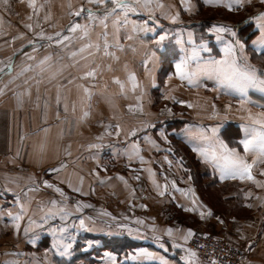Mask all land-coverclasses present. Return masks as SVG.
<instances>
[{"label": "crops", "instance_id": "crops-1", "mask_svg": "<svg viewBox=\"0 0 264 264\" xmlns=\"http://www.w3.org/2000/svg\"><path fill=\"white\" fill-rule=\"evenodd\" d=\"M174 1V10L171 7L165 8V24L152 26L144 24V21L140 19L133 28L124 25L122 27L121 25L116 26V33L120 34L123 33L124 29H127V32H134V28H138V33L141 34L139 35L140 38L144 33L147 35L146 38L150 33L157 32L160 34L158 35L160 43H156L157 38L153 36V39H148L146 45L139 43L141 49L135 47L132 42L131 46L128 39L118 40L110 46V49L114 51L113 56L118 62L120 59L119 49L123 51L125 56H132L135 59V56L143 48L146 50L147 46L151 51L148 54L150 60L152 59L150 64L145 58L146 62L140 63L137 69L133 68L132 70L127 67L129 68L127 71L130 73L125 82L122 79L114 78L111 86H100L101 89H96L94 92L89 91L90 96H94L98 103L100 101L103 103V96H110L111 105L116 107L119 105V99L117 98L119 96H126L130 102H132V99L129 97L142 96L140 98L144 103L141 104V108L128 105L126 110L130 107L128 108L130 112H141L142 110L152 115L147 118L149 125L144 126L147 137H136L133 140L131 138L128 141L127 161L123 160L126 164L120 169L123 171L114 168V162L118 160L117 153L112 154L113 158L106 159L97 155L94 159L89 158V162L94 167V174L92 175L83 168H81L83 172H81V169H70L69 165H63L60 170L54 171V162L62 154L55 152L53 145L56 142L51 136L46 140L45 151L39 149L37 139L31 137L30 140H32L29 143L30 147L26 153L27 155H23L24 149H21L18 154L15 151V154H10L9 158L5 159L2 168L13 167V169H18L19 163L23 168V160L29 162L26 167L34 170V172L36 171L35 174L30 176L34 177V184L38 190L36 192L41 191V194L44 193L42 192L43 185H50L49 188L60 194L62 192L68 193L80 200H85L84 193L92 190L97 192L110 185L112 199L113 194L118 195L117 199L125 200L126 205L123 207L129 211L136 207L135 201L142 198V201H139L137 212L131 214L127 211L125 220L110 224L114 229L115 227L117 229L120 223H133L134 226L142 229V231H139L143 237L142 240H132L127 236L128 239L138 243V246L127 249L130 256L128 263L182 264L183 262V264H193L183 253L181 246L173 244L174 239L178 238L182 241L184 235L182 230L187 227L185 228L182 222L176 221L171 223V228L167 230L165 227L170 224L164 222L161 224L160 217L155 214L157 209H167L168 206L169 208L181 210L182 205H184L191 208L185 210V213H188L192 220L189 223L192 230H187L188 233L185 236L187 239L190 237L189 232L194 231L193 227L208 233H219L229 243L243 251L244 256L239 264H264V204L262 199L256 201L255 198L256 195L259 196L264 191V184L261 182V179L264 178V158H260L257 153H246L240 143L244 139L242 125L250 123L249 115L256 117L258 114L264 113V93L249 90L247 102L242 104L241 97L238 94L219 87L215 79L200 74L196 77L194 83H189L187 79H180L176 75L175 69V64L181 58L191 57L188 60L189 70L192 72L198 71V68L207 62L224 59L223 49L225 45L234 44L236 40H239L244 48L242 53L237 48V55L246 57V62L254 66L258 70V74H264V51L258 52L256 46L252 43L260 35L257 20L247 19L249 16L256 18L259 13L254 11L248 15L246 8L248 0ZM254 1L258 3L261 0ZM99 8L105 9L104 6ZM100 9H94V12ZM118 12L119 15L117 16L123 18L122 12L119 10ZM231 15L240 18L233 20L225 18ZM173 17H176L175 22H173ZM213 26L230 28L236 35L233 37L228 32L216 33L210 31ZM154 27L156 28L154 29ZM249 33L252 36L246 41ZM218 36L221 38L218 39ZM161 37H164V39L160 40ZM86 49H92V47ZM110 64L115 65L112 61H110ZM119 65L122 67L123 65L133 66L128 58H126V63H120ZM135 71L140 73L137 75V80ZM103 89L106 90L105 94ZM6 101V103L4 102V108H0V136L4 139L2 143L6 145L7 150L8 145L10 149H14L15 146L23 144L22 132L25 127L28 128L29 119L33 121L34 115L30 114V116L25 115L24 117L21 115L20 118L19 116L12 117L14 112L12 109H8L9 102L14 101L17 104V101ZM17 106L20 107V104H17ZM162 112L164 114L169 112L172 116H160ZM3 124L6 127L1 129ZM212 129H216V132L213 133ZM1 130H6L3 135ZM158 131H163L166 138L167 135L170 136L168 138L175 145L184 146L189 151V156L180 154L176 150L173 151V154L154 149L141 153V150L137 152L133 148L136 143H149L151 136L155 143H160V137L156 135ZM18 134L19 136H17ZM221 143L229 151L235 150L236 154L247 163L253 164V161H255L250 170L252 179H248L247 176L232 178L228 175H225L223 179L221 178L222 172L215 167V161L212 160L213 153L216 156L226 154L220 147ZM49 145L51 147H48ZM188 157L192 158L189 159ZM7 160L14 164L8 165ZM56 167L59 168L60 165ZM127 168L129 170H126ZM5 177V184L0 181L8 194H16L21 191L23 193V190L27 187L26 184L22 189L17 187L22 186V177H25L21 174L8 176L5 174ZM203 178L210 180L207 183L208 188L220 190V193L215 196L217 203L212 202V194H209L206 198L202 193L200 194L198 182ZM259 178L260 180H258ZM29 186L34 188L33 184ZM225 187L229 190L225 191ZM139 191L142 194L135 198L136 194H140ZM24 193L17 196L18 200L21 199ZM247 193H249V197L242 200L241 195ZM251 195L253 198L250 197ZM26 198L38 204L46 197L45 195H30V198ZM95 206L102 208V206L99 207L96 204ZM225 207L226 209H235L236 215L229 216L228 213L220 214L218 212L219 208ZM139 210H142V216ZM143 212L147 213L144 215ZM114 213L112 212V216L117 214ZM180 213L183 214V211H180ZM100 217L102 218V215ZM128 217L135 219H131L129 220L131 222H129ZM164 219L166 220L165 217ZM133 220L138 221L134 223ZM101 222L108 223L103 219H101ZM30 225H34V220L30 222ZM98 236L94 235L96 253L98 252L95 264L126 263L123 260L125 255L123 249L119 252H112L108 249L97 250L99 245L104 244L101 238L103 236L100 238ZM119 237L122 236H111V238ZM57 238L49 234H39L36 228H34V232L1 234L0 264H69L76 252L69 249L70 255L61 256L59 253L63 251V245L51 243ZM12 240L21 243L15 245L6 243ZM59 240L65 241L64 238ZM22 241H24V244H22ZM31 241H35L34 245L28 244ZM104 254L105 256L102 258ZM94 255L95 250L90 253V256ZM179 256L181 259L178 258ZM75 264L85 263L83 260L78 259L75 260Z\"/></svg>", "mask_w": 264, "mask_h": 264}, {"label": "rangeland", "instance_id": "rangeland-1", "mask_svg": "<svg viewBox=\"0 0 264 264\" xmlns=\"http://www.w3.org/2000/svg\"><path fill=\"white\" fill-rule=\"evenodd\" d=\"M126 2H131V0H126ZM30 3L33 4L32 7L29 6ZM103 6L105 9L99 8ZM112 7L114 5L111 3H89L88 0H0V108H4V104L8 102L6 100H16L20 107L14 101L9 102L8 109H12L14 112L12 117L19 116L20 118L21 115L23 117L25 115L30 116V114L34 115L33 121L29 119L28 128L25 127L22 132L24 139L22 145L15 146L14 149H10L8 145L6 150V145L2 143L4 139L0 136V180L5 184V174L7 176L21 174L25 177H22V186L17 187L22 189L25 184L27 185L26 191L23 190V193L25 191L24 195L18 200L17 196L22 195V191L16 194H8L0 181V235L34 232V228H36L39 234L60 237L51 243L63 246L68 243L71 245L69 249L75 250L74 247L76 246L79 253L94 252L96 248L94 235L104 236L107 239H110L112 235H125L126 238L129 237L132 240H142L143 238L139 233L142 229L134 226L133 223H120L117 229L110 225L111 223H117L119 220L120 222L125 220L127 211L131 214L137 212L139 201H142V198L135 201L136 207L129 211L123 207L126 205L125 200L117 199L118 195L113 194L112 199L110 185L97 192L92 190L84 193L85 200H80L68 193L62 192L60 194L46 185H43L44 189H42V192L46 194H41V191L36 192L38 190L34 184V177L30 176L35 174L36 171L34 172V170L26 167L29 162L23 160V168L21 163H19L18 169H13V167L2 168L5 159H8L10 154H15V151L18 154L21 149H24L23 155H27L26 153L30 147L29 143L32 140H30L31 137L33 139L35 137L38 141V148L45 151L46 140L51 136L56 142L53 145L55 152L62 154L54 162V171L60 170L63 165H69L70 169L80 170L83 168L92 175L94 174V167L89 162V158L94 159L96 155L106 159L113 158L112 154L114 153H117L118 157L116 162L113 160L115 163L114 168L120 170L126 164L123 160L127 161L128 141L131 138L133 140L136 137H147L144 126L149 125L147 118L150 114L142 110L141 112H130L128 110L130 107L126 110L128 105L141 108V104L144 103L140 98L142 96L129 97L132 102L128 101L126 96H119L117 97L119 105L116 107L111 105L110 96H103V103L101 101L98 103L94 96L89 97L85 94V89L88 92L90 90L94 92L96 89H101L100 86H111L114 78L122 79L125 82L130 73L127 71L129 68L132 70L133 68L137 69L140 63L146 62L145 58L150 64L152 59L150 60L148 54L151 51L147 46L146 50L143 48L135 56V59L132 56H125L123 51L119 49V62L113 56L114 51L110 49V46L118 40L128 39L131 46L133 43L135 47L141 49L139 43L146 45L148 39H153V36L157 38L155 40L157 43L160 34L157 32L150 33L146 38L147 35L144 33L140 38L139 35L141 34L138 33V28H134V32H127V29H124L123 33L120 34L116 33V26L121 25L122 27L124 25L133 28L140 19L144 21V24L162 25L166 21L165 8L171 7L174 10L175 1L150 0L148 7L136 5L135 11L126 13V20L122 11L123 18L118 17L116 14L109 15V10ZM81 8L85 11L81 12L79 16L74 15ZM246 8L248 15L254 11L259 14L264 13V3H261V1L257 3L254 0H248ZM94 9L100 10L94 12ZM89 10L93 14V19L89 18ZM106 15L108 16L105 22L107 27L100 23ZM225 18L233 20L240 17L231 15ZM247 19L254 20L255 18L249 16ZM116 20L120 22L114 24ZM73 23L84 26L87 29V36L81 39L80 37L84 33L80 29L75 33L69 32L68 27ZM56 33H60V36H57ZM65 36L70 37V39L64 40ZM47 37H52V39L49 40ZM58 41H62V43ZM105 43L108 45L107 48L104 47ZM86 44H91L92 49H85L81 53L80 49ZM96 45H99V47L97 48ZM73 53H76V55L73 56ZM126 58L133 66L123 65L122 67L119 65L120 63H126ZM42 61L43 63H41ZM110 61L115 65L110 64ZM88 72H93L94 75L87 76L86 73ZM135 74L137 80V75L140 73L135 71ZM105 91L103 89L104 94ZM166 108L168 109V107ZM160 116L169 117L172 115L169 112L167 114L162 112ZM5 127L6 125L3 124L1 129ZM117 127L119 128V135H117ZM1 131L3 135L6 130ZM132 132H135V135H131ZM156 135L160 137V143H155L151 136L150 142L147 144L136 143V151L141 150V153H144L154 149L173 154V151L176 150L180 154L189 156V151L184 146L175 145L168 138L170 137L168 135L167 141L166 134H163V131H158ZM92 145H96V147H92ZM48 147H51V145ZM188 158L191 159L192 157ZM7 163L8 165L14 164L8 160ZM57 165H60V167L57 168ZM126 170H129V168ZM81 172H83L82 169ZM209 182L210 180L207 178L200 179L198 182L200 194L202 193L204 198L212 194V202L217 203L215 196L220 193V190L208 188L207 183ZM261 182L264 184V178L261 179ZM32 184L34 188L29 186ZM224 189L225 191L229 190L227 187ZM138 193L140 194H136L135 198L142 194L141 191ZM248 194L241 195L242 200L248 198ZM30 195H45L46 198L37 204L26 198H30ZM23 197L24 199H22ZM250 197L253 198L252 195ZM255 198L256 201L262 199L264 204V191L259 196L256 195ZM95 204L99 207L102 206V208L96 207ZM182 206L181 210L167 206V209L155 210V214L160 217L161 224H163L162 222L170 224L166 225L165 229L167 230L171 228V223L176 221L182 222L183 226L187 227L182 230L184 233L182 241L177 238L174 239L173 244L181 246L183 253L193 264H200L197 263L194 253L186 245L188 239L185 236L188 233L187 230H192V226L189 224L192 220L189 214L185 213V210L191 208ZM180 211H183V214ZM112 212L118 215L114 213L115 215L112 216ZM139 212L142 216V210H139ZM218 212L220 214L228 213L229 216L236 215L233 208H219ZM146 213L143 212L144 215ZM17 215L21 217L19 221L13 219ZM100 215H102V218ZM101 219L108 223H102ZM131 219L135 218L130 217L128 221ZM32 220H34V225H30ZM81 220L84 221L83 228L80 227ZM136 221L138 220L132 222L135 223ZM16 224H19L18 228ZM197 229L199 228L194 229L193 227V230ZM211 234L222 236L219 233L211 232ZM222 237L224 238V236ZM62 238L65 241L59 240ZM6 243L15 245L21 242L12 240ZM34 243L35 241L28 242L32 245ZM22 244H24V241H22ZM123 244L127 245L126 242H123ZM131 248L133 247L129 249ZM127 249H123L125 254L123 260L125 262H129L128 258L130 257ZM104 256L105 254L102 258ZM96 257V253L94 256L89 255L85 259L87 261L85 264H95ZM178 258L181 259L180 256ZM178 258L176 257V259Z\"/></svg>", "mask_w": 264, "mask_h": 264}, {"label": "snow or ice", "instance_id": "snow-or-ice-1", "mask_svg": "<svg viewBox=\"0 0 264 264\" xmlns=\"http://www.w3.org/2000/svg\"><path fill=\"white\" fill-rule=\"evenodd\" d=\"M88 2L100 4L111 3L114 5V7L109 10L108 14L119 15L118 10H120L125 14L124 19L126 20L127 12L135 11L136 5L148 7L150 0H131V2H126V0H88ZM261 3H264V0H261ZM29 6L32 7L33 4L30 3ZM83 11H85V9L81 8L80 11H77L74 13V15L79 16ZM89 18H94L90 10ZM107 19L108 16L106 15L100 21V23L105 27H107V24L105 23ZM172 19L173 22H175L176 17H173ZM255 19L257 20V28L260 30V35L255 40H253L252 43L256 46L257 51L260 52L264 51V13L259 14V16H257ZM119 22V20H116L114 21V24H118ZM78 29L82 30L84 33V35L80 37L81 39L87 36V29L80 24L73 23L68 27V31L72 33H75ZM143 30L147 31L148 29ZM210 31H215L216 33L228 32L233 37L236 35L230 28L224 27L213 26ZM56 35L60 36V33H56ZM217 38L220 39L221 37L218 36ZM47 39L51 40L52 37H47ZM63 39L69 40L70 37L65 36ZM163 39L164 37L160 38V40ZM58 42L62 43V41ZM157 43H160V41H157ZM90 47H92V45H85L80 49V52L82 53L86 48ZM96 47L98 48L99 45H96ZM104 47H108L107 43H105ZM237 48H239L241 53L243 52L244 45L240 43L239 40H236L234 44H226L223 49L225 53L224 59L207 62L200 66L198 71L195 72L189 70L188 60H190L191 57L181 58V60L175 64L176 75L182 80L187 79L189 83H194L196 77L200 74L206 75L209 78H213L218 82L219 87L225 89L226 91L238 94L241 97V103L243 104L247 102L249 90H255L260 93H264V74H258V70L246 62V57L238 56L236 51ZM72 55L75 56L76 53H73ZM41 63H43V61ZM86 75L93 76L94 73L88 72ZM117 83H119V81H117ZM133 87H135V85H133ZM85 94L89 97L91 95L87 89H85ZM85 115H87V113H85ZM249 120V124L242 125L244 130V139L241 140L240 143L243 145L246 153H257L260 158H264V113L258 114L256 117L249 115ZM212 132L215 133L216 129H212ZM117 135H119L118 127ZM131 135H135V132H132ZM92 147H96V145H92ZM220 147L226 154L216 156L215 153H213L212 160L215 161V167L221 170V178L223 179L225 175H228L232 178H236L237 176L243 178L244 176H247L248 179H252L250 170L255 161H253V164H249L242 157H239L235 150L229 151L227 147L223 145V143L220 144ZM133 148H135V145H133ZM205 155L207 154L205 153ZM46 186L50 187V185ZM57 191H59V189H57ZM9 215L11 216V213ZM13 219L19 221L21 217L17 215L13 217ZM16 227L18 228L19 224H16ZM80 227H84L83 220L80 221ZM191 234L192 233L189 232V235ZM69 248H71L70 244L64 245L63 251H61L59 254L61 256L70 255L68 251Z\"/></svg>", "mask_w": 264, "mask_h": 264}, {"label": "built area", "instance_id": "built-area-1", "mask_svg": "<svg viewBox=\"0 0 264 264\" xmlns=\"http://www.w3.org/2000/svg\"><path fill=\"white\" fill-rule=\"evenodd\" d=\"M200 264H239L243 251L222 236L194 230L186 243Z\"/></svg>", "mask_w": 264, "mask_h": 264}, {"label": "trees", "instance_id": "trees-1", "mask_svg": "<svg viewBox=\"0 0 264 264\" xmlns=\"http://www.w3.org/2000/svg\"><path fill=\"white\" fill-rule=\"evenodd\" d=\"M251 36H252L251 33L247 34L246 41L249 40V38ZM98 237H100V236H98ZM101 238H102L104 244L102 246L97 247V250H100V251L104 250V249H108V250H110L112 252H114V251L115 252H119L120 249L126 250L127 248L129 249L130 247L138 246L137 242H134L131 239L126 238V236H122V237H119V238H110V239H107L106 237L103 236ZM123 242H126L127 245H124ZM74 249L77 250L76 246L74 247ZM117 249H118V251H117ZM75 252L76 253L73 256V258H72V260H71V262L69 264H75V260H78V259L83 260L84 263L87 262L85 259L89 257L90 252L79 253V250H77ZM95 253H96V249H95ZM96 254H98V252ZM124 264H137V263H128V262H126Z\"/></svg>", "mask_w": 264, "mask_h": 264}]
</instances>
